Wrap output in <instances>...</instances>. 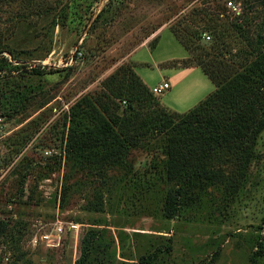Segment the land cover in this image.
Returning <instances> with one entry per match:
<instances>
[{"label":"rangeland","instance_id":"rangeland-1","mask_svg":"<svg viewBox=\"0 0 264 264\" xmlns=\"http://www.w3.org/2000/svg\"><path fill=\"white\" fill-rule=\"evenodd\" d=\"M182 45L264 90V0H0V264H264V126L248 149L177 162L149 128L214 90L171 66ZM129 105L135 144L109 118Z\"/></svg>","mask_w":264,"mask_h":264},{"label":"trees","instance_id":"trees-1","mask_svg":"<svg viewBox=\"0 0 264 264\" xmlns=\"http://www.w3.org/2000/svg\"><path fill=\"white\" fill-rule=\"evenodd\" d=\"M179 43L181 44V42ZM183 48L186 50L184 46ZM189 58L190 56L178 60L171 66L199 67L214 85V90L186 112L172 111L156 114L153 116L154 122L149 128L154 131H162V128L167 129L169 134L167 152L172 156L174 162L177 160L186 161L192 153H207L218 148H250V144L247 142L255 141L257 133L264 126V90L261 87L256 89L252 85L254 82H258V79L245 71L247 67L244 71L236 72L230 76V72H227V65L220 67L221 62L217 59H211L208 63L201 61L194 64L188 63ZM6 61L4 56L0 58V64H4ZM44 67L46 66L41 68ZM41 68L39 65L33 69V72L37 73ZM221 71L224 72L220 75L222 76L220 80H224L223 83L216 79ZM132 73L136 76L138 83L137 86L133 85L130 89L135 97L133 100L141 103L147 99L150 101L152 97L146 96L148 93L146 84L134 69H132ZM259 79L261 81L262 77L260 76ZM123 101H125L123 105L126 106L127 101L125 99ZM219 107L224 109V112L219 113ZM133 111L129 105L128 109L123 110V114L114 115V117L109 116V118L121 129L124 135H128V140L135 144L137 139L129 134V129L139 117H137L138 113H133ZM93 140L89 139V143ZM187 142L189 143L188 147L184 146ZM87 144V142L82 141L80 146ZM174 166H178L177 163H174ZM181 166L183 167L184 164ZM171 172L175 173L174 171ZM180 192L179 188L174 194H169L166 198L165 212L168 217H172L177 207ZM2 229L1 225L0 230ZM151 259L150 256H141L139 262L140 264H151ZM82 263H84L83 259L77 262V264Z\"/></svg>","mask_w":264,"mask_h":264},{"label":"built area","instance_id":"built-area-1","mask_svg":"<svg viewBox=\"0 0 264 264\" xmlns=\"http://www.w3.org/2000/svg\"><path fill=\"white\" fill-rule=\"evenodd\" d=\"M229 5L231 6V3H229ZM206 38L209 39V36H206ZM80 54H81V53H78V55H80ZM2 56H4V58H6V60H8L7 57H6L7 55L0 54V58H1ZM9 60H10V59H9ZM33 66H34V65L29 64L27 67H29V68H33ZM43 66H46V63L41 62V63H40V67H43ZM34 67H35V66H34ZM169 87H170L169 83H168L167 81H163V82L159 83L158 85L152 87V89H150V90H151V93H152L153 95L158 96V95L162 94L165 90H167ZM123 104H125V101H123Z\"/></svg>","mask_w":264,"mask_h":264},{"label":"crops","instance_id":"crops-1","mask_svg":"<svg viewBox=\"0 0 264 264\" xmlns=\"http://www.w3.org/2000/svg\"><path fill=\"white\" fill-rule=\"evenodd\" d=\"M186 51V50H185ZM189 56V53L186 51V56L185 57H183L182 59H184V58H187ZM135 68V65L133 64V69ZM135 71V70H134ZM202 71V70H201ZM203 72V71H202ZM205 75V74H204ZM206 76V75H205ZM207 77V76H206ZM211 82V81H210ZM214 86V85H213Z\"/></svg>","mask_w":264,"mask_h":264}]
</instances>
